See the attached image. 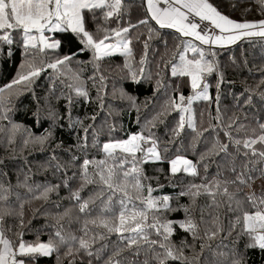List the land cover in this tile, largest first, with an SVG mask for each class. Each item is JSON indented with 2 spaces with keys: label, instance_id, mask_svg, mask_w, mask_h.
<instances>
[{
  "label": "snow or ice",
  "instance_id": "6c2138e0",
  "mask_svg": "<svg viewBox=\"0 0 264 264\" xmlns=\"http://www.w3.org/2000/svg\"><path fill=\"white\" fill-rule=\"evenodd\" d=\"M252 2L257 14L264 17V0ZM139 7L140 18L123 23L131 11L126 0H0V52L10 57L19 45L24 55L20 71L10 83L0 86V134L10 146L18 135L24 148L33 145L41 150L53 139L51 130L35 135L10 119L15 100L31 91L42 73L52 70L68 90L65 99L69 107L81 98L91 100L86 87L90 81L103 111L108 95L103 62L118 54L124 58L123 64L116 66L126 73L122 78L137 83L152 79L145 66L150 41L159 37L162 29L173 30L179 43L170 59L161 57L157 68L163 64L170 68L171 77L187 78L190 88L185 96L180 83L168 85L157 71L153 97L143 107L147 108L158 93L163 92L165 99L145 118L144 126L127 133L126 138L114 135L116 125L107 120L95 127L99 113L88 117L93 123L87 126L79 119L73 122L72 126L80 125L83 132L76 146L80 155L61 162L53 149L50 160L41 166L59 174L56 183H37L29 167L12 184L7 173L0 171V264H37L39 258L54 254L57 264H247L239 249L242 240L247 241L246 249L264 252V122L257 120L256 127H251L235 114L224 122L219 108L224 75L216 59L218 48L244 40L264 42V18L233 19L212 0H140ZM252 10L247 7L245 14ZM113 21L116 27H111ZM89 23L94 29H89ZM140 27L146 28L147 38L134 68L132 45L144 33L135 37L130 33ZM74 41L78 49L60 55L65 42ZM84 53L91 54L90 60L76 61L77 67H73L77 55ZM88 64L91 75L85 79ZM214 74L215 96L209 82ZM261 86L264 80L257 88ZM111 95L113 100L128 101L139 124L136 98L115 87ZM259 95L264 98V92ZM251 100L249 95L246 103ZM197 102L215 105V125L202 127L204 111L198 124ZM113 114L118 115L108 113ZM173 114L177 119L168 139L162 141L154 129ZM49 116L54 123L61 118L54 109H49ZM186 130L192 133L187 147L182 142ZM210 131L216 135L205 150L195 161L189 159L186 153L196 152ZM102 134L107 139L101 141ZM93 149L96 154L90 156ZM3 163L0 159V165ZM164 163L167 171L157 166L155 174L149 175L145 170L148 164ZM213 166L215 172L210 173ZM166 187L178 191L165 193ZM61 189L68 195L61 197ZM185 198L187 202L181 203ZM36 202L39 207H32ZM28 208L31 217L26 222ZM177 212L182 217L172 218ZM41 216L46 223L36 231V238L25 239L32 221ZM178 231L186 234L179 243L174 240ZM45 232L47 239H40Z\"/></svg>",
  "mask_w": 264,
  "mask_h": 264
},
{
  "label": "trees",
  "instance_id": "16d2710c",
  "mask_svg": "<svg viewBox=\"0 0 264 264\" xmlns=\"http://www.w3.org/2000/svg\"><path fill=\"white\" fill-rule=\"evenodd\" d=\"M131 9L130 14H126L123 23L131 20L133 23L140 18V0H126ZM212 2L219 7V9L231 18L242 20H256L261 19L257 14L256 5L253 4L252 0H212ZM235 5V9H233ZM252 7V12L245 14V9ZM154 27H158L153 25ZM89 29H94V25L89 23ZM111 27H116V22L111 23ZM160 36L150 41V48L148 52V63L145 66L146 72L152 75V79H141L139 83L132 81L128 78H122L126 76L125 72H120L116 68L117 65H122L124 58L120 55H116L111 60L103 62L102 70L105 75L108 76L107 81V98L105 100V109L101 111L98 107L96 100V88L93 87L89 81L86 84L89 90L91 100L84 101L82 98L78 99L77 102L69 107L65 95L68 90L56 80L52 70H47L36 80L32 86V90L25 92L15 100L13 105V111L10 113V119L13 123H18L23 127L29 129L35 135H41L45 130H51L54 135L52 141L45 145L43 150L39 146L29 145L24 148L21 143V137L18 135L16 143L14 145H8L7 138L3 134H0V159H3L4 163L0 165V171L7 173L6 179L12 184H16L17 177L22 178V173L26 172L28 168H31L33 173L32 179L37 183H44L51 181L53 183L58 182L59 174L54 175L53 171L49 169L44 171L42 165H45L49 160L53 149H56V155L59 157L61 162L68 161L73 154L80 155L77 150V144L80 136L83 135L80 125H75L73 122L76 120H82L84 126L92 124L93 122L88 119L91 115L99 113L94 126L99 128L107 120L108 123L116 125L117 131L114 135L126 138L127 133L137 132L144 126V120L150 117L159 107V105L165 99L163 92L158 93L152 100L147 108L143 107L146 100L153 97V93L156 87V79L158 78L155 74L157 71L160 72L163 80L170 86H174L177 83L181 84L180 91L185 96L190 94V88L187 86V78H173L170 75V68L163 67L157 68V64L161 63V57L164 56L165 60L171 58V51L175 49V45L179 43L177 34L173 30L162 29ZM140 41L133 42V48L135 51L136 61L133 62L134 68L138 65L141 54L143 53L142 41L147 38V32L145 27L135 29L130 35L133 37L140 35ZM57 38H60L59 36ZM79 45L74 41L72 44L65 42L64 46L59 50L60 55L69 54L70 50L76 51ZM14 55L6 57L0 52V86L10 83L11 80L16 76L17 72L20 71V65L24 61V55L19 45L14 46ZM218 55L216 59L219 62L220 71L223 72L224 82L219 89L220 101L219 108L223 115L224 122L227 123L229 117L233 114L239 116L240 122L251 127H256V121L259 120L264 122V98L259 93L264 92V86L257 88V85L261 80H264V42L259 39L253 41H240L234 45H230L223 49H217ZM191 55V54H189ZM91 58L90 53L79 54L76 60L73 61V67H77L76 61L87 63ZM111 65V67L109 66ZM91 75V65L85 71V79ZM217 81V75L209 77V82L212 84L210 92L213 96L216 95L215 84ZM123 88L129 95L136 98L137 105L140 106V123H137V112L134 108L129 106L127 100L117 101L112 99L113 88ZM170 90V89H169ZM62 93L64 95H62ZM249 95L252 96L251 103H246ZM38 101V102H37ZM196 109L198 124L201 121L200 112L204 111L202 120V127L208 128L210 124L215 125L216 120L212 117L216 114V107L212 105L209 107L205 102H197L194 104ZM49 109H54L56 113L61 117L55 123L49 116ZM39 110V111H38ZM109 111H114L118 115H108ZM209 112L211 116H209ZM70 113V115H69ZM177 116L175 114L169 116L163 125H158L154 129L156 135L161 138L162 141H166L169 135V129L175 123ZM7 123V122H5ZM216 135L215 132H206L202 137L200 144L197 145L196 152L189 150L186 154L190 159L195 161L198 158L200 152L205 150L206 143L210 142ZM191 130H186L182 135V142L185 147L188 146L191 140ZM220 138L223 140V133H220ZM101 141L107 139V136L102 134L100 137ZM89 143H91V137H89ZM61 145L60 148H56V145ZM15 148V152H13ZM71 150V151H70ZM93 149L89 155H95ZM157 166H162L165 171L168 169V164L163 165H152L148 164L145 166V170L149 175L155 174ZM210 173L215 172V167L209 169ZM2 178V177H0ZM196 182H199L197 180ZM178 189H172L166 187L163 189L165 193H174ZM159 194V193H158ZM59 195L61 197L67 196V190L61 189ZM53 199H57L54 195ZM187 200L182 199L181 203H186ZM203 202V201H201ZM32 207H39V202H36ZM182 213L177 212L172 218L182 217ZM31 217V208L26 210L25 220ZM11 223V221H9ZM46 220L44 217H39L32 221L30 225L31 231L26 233L25 239L34 240L36 238V231L45 225ZM186 234L178 231V234L174 237V240L179 243L181 238L185 237ZM40 239H47V232L41 235ZM188 242L192 243L191 237L187 236ZM246 240H242L239 249L245 254V260L247 264H264V252L258 249H246ZM199 250V245H197ZM38 262L57 264L56 255L51 257H41Z\"/></svg>",
  "mask_w": 264,
  "mask_h": 264
},
{
  "label": "crops",
  "instance_id": "0c3cea01",
  "mask_svg": "<svg viewBox=\"0 0 264 264\" xmlns=\"http://www.w3.org/2000/svg\"><path fill=\"white\" fill-rule=\"evenodd\" d=\"M234 19V18H233ZM237 20V19H236ZM257 187L259 188L260 187V185H257ZM37 264H50V263H42V262H38L37 261Z\"/></svg>",
  "mask_w": 264,
  "mask_h": 264
},
{
  "label": "rangeland",
  "instance_id": "374dc122",
  "mask_svg": "<svg viewBox=\"0 0 264 264\" xmlns=\"http://www.w3.org/2000/svg\"><path fill=\"white\" fill-rule=\"evenodd\" d=\"M238 20V19H237ZM190 159V158H189ZM257 185H259V182L257 183ZM257 189H259L258 187H257Z\"/></svg>",
  "mask_w": 264,
  "mask_h": 264
}]
</instances>
